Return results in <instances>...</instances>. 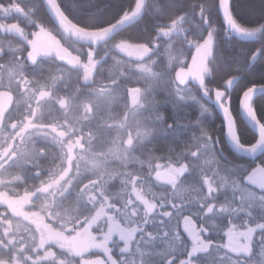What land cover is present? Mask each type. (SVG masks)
<instances>
[{
	"label": "clouds",
	"instance_id": "obj_1",
	"mask_svg": "<svg viewBox=\"0 0 264 264\" xmlns=\"http://www.w3.org/2000/svg\"><path fill=\"white\" fill-rule=\"evenodd\" d=\"M68 6L76 13L75 18L60 0H37L35 6L21 9L24 22L14 23L7 30L8 38L0 39L3 88L10 90L18 83L23 91L31 85L32 96L49 104L51 126L65 133L63 137L53 135L47 124L42 127L44 122L35 119L23 133L19 132L24 128L21 122L12 120L8 125L12 140L19 136L22 146L9 143L0 147V217H6L0 221V264H81V253L69 247L66 240L77 229L83 231L98 222L99 207H116L109 203L107 185L118 174L112 172L108 179H102L104 173L99 167L106 165V160L101 158L111 155L112 147L93 151L95 136L83 135L77 146L72 121L89 120L102 108L116 112L113 143H122L120 151L150 145L152 152L160 140L175 154L176 158L166 165L173 171V179L164 185L167 196L189 205L188 214L182 217L185 221L195 222L197 215L214 213L212 204L201 201L226 187L221 172L234 176L241 187H247L257 174H264L261 161L246 166L230 159L214 139L216 128L212 127V106L230 105L232 86L238 78L256 64H264V13L257 23L246 25L232 13L229 0H201L189 3L187 8L174 5L173 0H128L112 23L102 25L95 20L96 11H85L92 8L91 4L69 0ZM41 7L54 28L39 15ZM213 13L220 16L223 28ZM137 24L146 34L144 39L114 38L117 28ZM40 34L50 36L72 62L55 53L44 57L47 65L37 59L33 41ZM232 40L251 46L233 51ZM126 47L139 54L129 55ZM193 61L199 65L198 74L178 78L179 73L189 71ZM61 86L74 87L79 95L61 94ZM257 91L252 85L244 93L248 99L244 115L259 129L257 140L243 146L249 153L264 149V121L254 107ZM189 105L196 109L195 118L187 112ZM125 128L127 137L122 133ZM227 140L241 152L237 150L238 132ZM48 145L55 148L61 160L67 158L70 146L78 148L71 157L75 172L62 163L45 169L43 162L52 153ZM33 175L35 180L31 179ZM135 181L133 176L127 183L134 185ZM19 204L27 211L21 212ZM156 207L153 203V209ZM163 215L167 218L171 213ZM257 228L262 230L259 248L245 244L243 259L237 264H264V223H258ZM126 248L127 241L121 250Z\"/></svg>",
	"mask_w": 264,
	"mask_h": 264
},
{
	"label": "trees",
	"instance_id": "obj_2",
	"mask_svg": "<svg viewBox=\"0 0 264 264\" xmlns=\"http://www.w3.org/2000/svg\"><path fill=\"white\" fill-rule=\"evenodd\" d=\"M200 2L201 0H173L174 5L183 8H187L189 3L198 4ZM208 2L211 3L212 0H208ZM229 2L237 20L246 25L257 23L261 18L260 14L264 13V0H229ZM36 3L37 0H0V6H3L0 7V28L3 29L0 31V39L8 38L7 30L14 23L24 22L21 9L26 11ZM60 3L69 15L75 18L76 13L68 6L69 0H60ZM77 3L91 4L92 8L85 9V11H96V22L104 25L112 23L119 16L128 0H77ZM39 15L54 28L53 22L43 7L40 8ZM213 15L219 26L223 28L220 16L215 13ZM80 19L83 20L84 17L81 16ZM145 35L141 25L137 24L122 29L114 38L123 37L135 41L144 39ZM230 43L233 45V51L236 48L251 46L236 40H232ZM38 59L43 64H48L44 57L41 56ZM27 71L30 75L32 74L31 67ZM222 74L223 70L218 74L217 82ZM252 85H256L259 91L262 90L254 96V107L258 118L264 121V64H256L251 71L242 74L236 84L232 86L230 110L228 104L224 110L219 106L216 108L212 106L215 113L212 127L216 128L214 139L230 159L246 166L264 161V153L259 157L246 158L233 152L226 144L225 125L228 123L226 121V115H228L234 135L238 132L241 146L250 145L257 140V134L245 123L240 113V103L245 97V89ZM31 87V85H27L21 91V85L17 83L9 90L3 88L0 83V94H7L10 98V104L0 126V147L9 143L22 146L19 136L15 141L11 138V129L8 128V125L12 120H17L24 125V128L19 130L20 133L30 127L31 121L35 119L44 122L42 127L47 124L53 135L59 137L65 135L62 128L51 126L49 121L52 114L49 111V104L33 97L29 91ZM9 91L11 95H9ZM60 92L61 94L68 92L69 96L79 95L76 89L71 86L69 88L61 86ZM34 112L36 113L35 117H33ZM187 112L192 118H195L194 105L187 106ZM74 115H78V113ZM233 118L235 122H233ZM115 119V111L102 108L89 120L72 121L77 131V146L83 135L85 138L95 136L92 141L93 151H101L106 145L113 149L111 155L101 158L106 160V165L100 164L99 170L104 173L102 179L105 180L112 172L118 174L115 179L109 180L107 185V191L111 194L109 203L116 206L110 212L115 214L118 240L120 238L118 234L121 235L123 229L129 238L127 251H115L112 254L113 262L119 261V264H237L243 259L241 253L245 244L251 243L254 249L259 248L262 230L257 228V224L264 223V196L260 195V190H264L263 187L252 183L247 187H241L238 182H235L234 176L221 172V176L225 178L226 187L218 189L206 200L201 201V203L212 204L215 209L214 213L197 215L195 222L185 221L182 217L188 214L189 205L178 198L167 196L164 183L160 179H155L158 169L171 164L172 160L176 158L175 154L169 152L160 140L156 141L157 147L152 152H149L150 145H137L130 152L120 151L122 143H113V138L116 135ZM169 119H171L170 115ZM122 133L127 137L128 128L123 129ZM48 147H52V145H48ZM77 150L78 148L73 149L70 146L67 158L61 160L59 153L52 147L49 159L43 162L45 169L62 163L65 167H71L75 172L76 165L71 157L76 154ZM133 176L136 177L135 184L127 183L132 180ZM31 179L35 180L36 177L33 175ZM213 186L215 187V185ZM161 192L165 193L163 197L160 196ZM237 197L241 199L238 200ZM127 198H131L132 203H128ZM153 203L157 206L155 209H153ZM221 204L224 205V208H221ZM130 205L134 207L135 211L132 216H129L132 211ZM165 212L171 213V216L164 217ZM95 232L94 228L88 227L83 231L77 229L76 232L69 235L70 238H77L80 243L77 247L84 260L93 259L95 256L92 252ZM101 257L105 262L109 260L105 255H101Z\"/></svg>",
	"mask_w": 264,
	"mask_h": 264
},
{
	"label": "flooded vegetation",
	"instance_id": "obj_3",
	"mask_svg": "<svg viewBox=\"0 0 264 264\" xmlns=\"http://www.w3.org/2000/svg\"><path fill=\"white\" fill-rule=\"evenodd\" d=\"M7 111V110H6ZM6 111L3 112L2 118H0V126L3 123V119L5 116ZM6 195V194H4ZM21 207L19 206V210L21 212H26L27 208L23 205L20 204ZM111 210H109L108 207H100L98 209V222L93 223L89 226L95 229V233L93 234V245H92V252L95 254L93 261L96 264H114L113 259H112V254L115 251H120L123 252V250L125 247V241H127V234L125 232L120 233L121 235L118 234V236H120L119 240L117 238V225L115 224V214L110 212ZM3 219H5V217H0V221H2ZM97 223L99 224V227L97 226ZM112 225V226H111ZM25 238L27 239V234L26 233H22ZM50 235H55L54 231H50ZM74 243V245H73ZM66 244L73 248L76 249V246H78V240L77 238H68L66 240ZM118 244V246H117ZM0 251H2V249H0ZM56 253L58 255H63V253L61 252L60 249H55ZM101 255H105V257L109 258V262H105L104 259L101 257ZM34 258V257H33ZM90 258H87L86 261H89ZM79 260L82 261V256L79 257ZM41 264H50L49 261H43L41 262Z\"/></svg>",
	"mask_w": 264,
	"mask_h": 264
},
{
	"label": "rangeland",
	"instance_id": "obj_4",
	"mask_svg": "<svg viewBox=\"0 0 264 264\" xmlns=\"http://www.w3.org/2000/svg\"><path fill=\"white\" fill-rule=\"evenodd\" d=\"M126 51L129 53V55H138L139 54L133 48H127L126 47ZM49 53H55L57 55L63 56V58L65 60H67L69 62H72L71 61V58L66 53H64L61 48L58 47V45L55 43V41L50 36H48L47 34H40V35H38L35 38V40L33 41V54L38 59L41 56L48 55ZM198 72H199V65L195 61H193L191 67L189 68V71L188 72H181V73H179L178 74V78L182 79L183 77H185L186 75H189V74H191L192 76H195V75L198 74ZM133 99H134V97H133ZM225 107H226V104H223V107H221V108L224 110ZM247 108H248V104H247ZM226 116H227L226 117V119H227L226 121L229 122V116L228 115H226ZM158 176H159L160 181L162 183H164L166 181H171L173 179L174 174H173V171L169 167H167V166H161L158 169ZM251 183L252 184H255V185L259 186V187H263L264 188V174H257L252 179ZM127 201H132V200H131V198H129ZM19 206L21 207L20 204H19ZM130 206H131V210L132 211L129 214V216H132L135 213V211H134V207L132 205H130ZM123 232H125L124 229L121 231V233H123ZM79 244L80 243H78V245ZM73 245H74V243H73ZM76 248L80 252V250H79V248L77 246H76ZM81 256L82 255H80V257ZM81 264H96V263L93 261V259H89V261H86V260L82 259Z\"/></svg>",
	"mask_w": 264,
	"mask_h": 264
},
{
	"label": "water",
	"instance_id": "obj_5",
	"mask_svg": "<svg viewBox=\"0 0 264 264\" xmlns=\"http://www.w3.org/2000/svg\"><path fill=\"white\" fill-rule=\"evenodd\" d=\"M52 21V20H51ZM53 22V21H52ZM126 28V27H125ZM122 29L124 28H117L116 30V34L121 31ZM45 57V56H43ZM257 92H262L261 91H257ZM264 92V90H263ZM257 94V93H256ZM8 104H9V97L7 94H1L0 95V113L3 114V112L7 109L8 107ZM247 104H248V99L246 97H244L242 100H241V103H240V113H241V116L242 118L244 119L245 123L250 127L252 128L255 133L258 135V131L259 129L258 128H254V126L247 120V118L245 117L244 113L248 110L247 108ZM243 109V111L241 110ZM230 136H234V130H233V127L232 125L228 122L226 123L225 125V140H226V144L228 145V147L233 151L235 152L236 154L240 155V156H243V157H246V158H252V157H259L261 156L263 153H264V149L262 148H258L256 152H253V153H249V150L246 149V148H243V146H241L240 144H237V150L238 151H241V152H237L235 149H233L230 144L228 143V140H227V137H230ZM233 143H236V141H233Z\"/></svg>",
	"mask_w": 264,
	"mask_h": 264
},
{
	"label": "snow or ice",
	"instance_id": "obj_6",
	"mask_svg": "<svg viewBox=\"0 0 264 264\" xmlns=\"http://www.w3.org/2000/svg\"><path fill=\"white\" fill-rule=\"evenodd\" d=\"M231 104L229 105L230 110ZM243 111V109H241ZM234 119V118H233ZM262 166H264V161H261ZM260 195L264 196V190H260Z\"/></svg>",
	"mask_w": 264,
	"mask_h": 264
}]
</instances>
